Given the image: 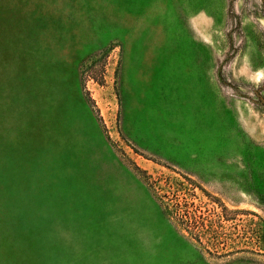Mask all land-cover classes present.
Masks as SVG:
<instances>
[{
	"label": "rangeland",
	"instance_id": "1",
	"mask_svg": "<svg viewBox=\"0 0 264 264\" xmlns=\"http://www.w3.org/2000/svg\"><path fill=\"white\" fill-rule=\"evenodd\" d=\"M0 264H264V0H0Z\"/></svg>",
	"mask_w": 264,
	"mask_h": 264
},
{
	"label": "crops",
	"instance_id": "2",
	"mask_svg": "<svg viewBox=\"0 0 264 264\" xmlns=\"http://www.w3.org/2000/svg\"><path fill=\"white\" fill-rule=\"evenodd\" d=\"M199 76L196 78L195 76V79L193 81V84H194V89H197V90H200L201 88V75H200V70H199ZM203 81H204V78H203Z\"/></svg>",
	"mask_w": 264,
	"mask_h": 264
}]
</instances>
